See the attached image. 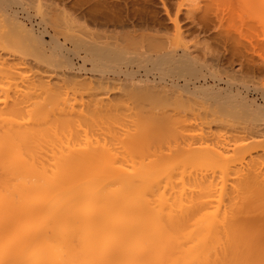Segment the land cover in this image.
Wrapping results in <instances>:
<instances>
[{
    "label": "bare ground",
    "instance_id": "obj_1",
    "mask_svg": "<svg viewBox=\"0 0 264 264\" xmlns=\"http://www.w3.org/2000/svg\"><path fill=\"white\" fill-rule=\"evenodd\" d=\"M26 2L0 0L17 5L26 20L0 24V76L6 83L26 60L39 58L65 76H124L125 90L139 97L157 101L183 88L209 105L203 106L206 121L193 128L200 140L182 147L169 145L178 122L167 121L164 106H136L122 115L119 108L102 112L100 103L91 111L84 105L65 108L61 89L26 92L41 98L27 115L16 113L17 106L0 112V264H264V186L254 184L263 175L254 167L241 169L245 150L264 127L233 121L264 118L259 105L235 92L230 81L219 86V67H203L190 48L165 50L154 37L158 42L150 39L153 47L146 51L147 42L141 51L140 40L123 45L129 33L115 42L89 35L101 26L132 27L136 17L127 22L84 3L72 13L42 16ZM184 2L192 8H264V0ZM160 22L150 15L141 24ZM245 59L240 66L254 71V59ZM204 68H210L212 83ZM257 90L264 97V83Z\"/></svg>",
    "mask_w": 264,
    "mask_h": 264
},
{
    "label": "rangeland",
    "instance_id": "obj_2",
    "mask_svg": "<svg viewBox=\"0 0 264 264\" xmlns=\"http://www.w3.org/2000/svg\"><path fill=\"white\" fill-rule=\"evenodd\" d=\"M24 1L26 2V0ZM184 1L185 0H52L51 2L50 0H40L41 5H36L38 3L37 0V3L34 2L33 4L35 6H31L32 4L30 1L26 2V6L30 8V11L32 13H35L40 9V13H42V16H45L46 13L49 12L50 14H62L64 13L62 12L64 10L67 13H72L74 12L73 8H83L81 6H83L84 4H87L88 6L84 5V7L88 8L89 6H93L95 4V6L99 5V7H101L96 8L97 10H95V8L93 9L94 12L97 11L96 13H100V11H102L101 14L108 13L111 15L113 13L112 15H120L123 16L125 20L127 19V22L129 19L130 21L133 20V23L135 22V20H137L139 25H136V21L133 25L134 27L128 25L129 27H125L127 29L113 25H110L108 27L105 26L107 28L101 26L98 27L99 29H93L95 27L92 25V28L90 24L93 30L90 31L89 35L91 34V32H94V36L92 34L91 35L93 37L96 36L95 39L97 38L98 41L102 40L103 42H115L116 39H121L118 38L119 36H121L123 40L126 39V37L124 36L129 33L131 35H128L127 40L129 41L124 40L125 43L122 41L123 45H127L126 42H128V45H130L129 43H133L132 40H134L135 43H133V45H136L138 43V46L134 47H142L141 49L139 48V50L141 51H145V49L147 51L151 47V45L153 47L154 41H159L160 44L158 45H160V48L161 46H164L165 50H172L173 47V50L177 48L178 53H181V51H183L184 49L188 50L190 48L189 51H194L193 55H197L196 58L201 62H204L202 63L205 65H203V67L208 68V66L212 64L214 66L212 67L210 65L211 67H209L212 68L213 71H218V69L220 70L219 75H221L223 81H218L217 84H221L219 86H222L224 89L225 86L227 88L228 84H232V88H234L233 90L235 92H239L242 97L244 96L248 100L254 101L257 105H259L260 110L264 112V97L262 93L257 90V88L264 83V8H192L186 6L187 4H184ZM18 9L19 7L14 4L12 6L1 4L0 24H15L17 21H19V17L20 19L25 20L23 19L24 13L22 11H20L19 13L16 12ZM150 15L151 18L154 17L159 19L161 21L160 23L163 22L165 28H163V24L160 27L159 25L155 27L147 26L146 24L145 26H143L144 24L142 23V25L141 22H146L147 19H150ZM134 17H136L135 20ZM130 28L134 32H136L135 35ZM127 30H129V32ZM147 33L150 35L147 36ZM143 36H145L146 38ZM154 37L158 39V41ZM143 38H145L147 41H145V39ZM152 38L155 40H152ZM136 40H140V42H137ZM150 41L153 44H151ZM147 42H150V45L147 44ZM141 43L143 46L140 45ZM145 44H147L146 48ZM155 45L157 46V44ZM131 46L132 45H130V47ZM184 46H186L187 48ZM1 58L3 57H0V62H5V58ZM244 59L246 61L254 59V61L256 62H254V64H257L255 66L256 68L254 69L255 72H249L246 68L240 66V63ZM206 62L209 63L207 66ZM11 64V61L8 62V65ZM25 64L26 67L22 71H19V74L13 76L14 78L10 80V84L6 83V80L0 76V112L8 111L12 108V106H17L16 113L20 115H27L33 108L34 104L37 101H40L41 98H38L35 94L27 95L26 92L35 89H38L39 91L49 88H53L55 90L61 89L59 90V92H64H62L63 96L62 93H60L61 98L59 96L60 105L64 106L65 108L74 106L77 110L82 105H84L82 107H85L87 111L90 109L88 107H95L96 105L97 108V106L101 107L102 105L101 109H99L100 107L97 108L101 111L103 110L102 112H104L105 109H107V112H115V108H119V113H122V115H124L125 112H123V110H125V114L128 115L127 110L132 114L131 111H135L138 106L139 109L141 107V109L143 108L144 110H149V108L151 109V107L153 106L156 107L154 108L155 111L157 109V111H159L160 106H164L168 113L167 121L169 120L170 122H178L177 129L174 130L175 132H172L173 134L169 136L168 141L170 146L179 144L183 147L188 143L190 144V142L192 144V141L193 144H195V142L199 141L201 138V136H198L197 131L195 130L197 125L199 128L201 126V122L199 119H201V121H206L207 118L204 114L203 106H207L209 105V103H207L206 99H204L203 96L193 92L192 90L174 88L168 91L169 98H158L159 100L156 101L154 99H151V95H144L139 97L140 95H136V93H134L135 91L132 93L130 92L129 88L125 90L127 86L124 84L125 81H122L124 79V76H118L120 80H118L119 78L116 76L118 78L117 81H121L120 83L117 82L116 79L114 82V78L116 77L112 74H106L105 76L102 75L103 77H101V74L99 73H91L86 77L83 76L84 78L69 75L65 76V74H61L62 68L39 58H29V60L25 61ZM258 65L260 66L257 67ZM89 66H91L90 63ZM216 66H218L219 68L217 67L218 69H216ZM133 68L136 69L137 67L134 66ZM205 69L206 68L203 69V74L212 83V76L210 78L208 77V75H210L207 72L209 69ZM111 77L114 78L112 79ZM105 80H107V82ZM110 80H113V82ZM225 81L226 83L230 81V83L225 84ZM117 87L118 89H116ZM119 94L120 96H118ZM107 95H109L110 99H108ZM111 105L113 106V108L111 107ZM92 107L89 111L95 109L94 107ZM133 107L135 108L133 109ZM120 108L122 111L120 110ZM112 109H114L115 111ZM240 120L242 119L233 120L236 126L239 125L240 127H242L245 126L246 123H256L260 124L261 127H264V118L255 120L253 119L250 122ZM117 129L119 131L121 130L119 128ZM260 135L261 136L256 137L257 140L255 142L252 141L250 145L248 144L249 146L245 150L246 159L244 160L241 169L242 167L244 168V166L245 170L247 168V171L249 169L248 167H254L257 170L260 169V171H256V174L261 172L263 176L260 177L257 174L256 177L258 176L261 179H258L257 177L255 183L253 180L251 181H253L252 183H254L255 185L264 186V130L260 133ZM253 139L255 140V138ZM257 143L261 146L259 147V149L262 150H260V152L258 153L255 152V144L258 148ZM232 176L235 177V175H231L232 179ZM256 177L254 175L252 179H255ZM232 179L230 180V183ZM261 211L263 210H260L259 212ZM260 214H264V211Z\"/></svg>",
    "mask_w": 264,
    "mask_h": 264
}]
</instances>
